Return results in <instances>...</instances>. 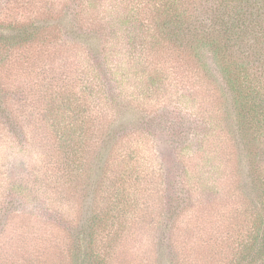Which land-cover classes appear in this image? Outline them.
<instances>
[{
	"label": "rangeland",
	"instance_id": "374dc122",
	"mask_svg": "<svg viewBox=\"0 0 264 264\" xmlns=\"http://www.w3.org/2000/svg\"><path fill=\"white\" fill-rule=\"evenodd\" d=\"M51 1L0 0V18ZM110 2L97 0L73 32L47 27V40L0 67V264H73L92 216L107 264H232L259 209L227 92L188 54L167 55L157 84L142 71L128 80V30L88 29L97 14L117 21ZM70 95L86 101L78 156L61 143L76 126L53 123Z\"/></svg>",
	"mask_w": 264,
	"mask_h": 264
},
{
	"label": "trees",
	"instance_id": "16d2710c",
	"mask_svg": "<svg viewBox=\"0 0 264 264\" xmlns=\"http://www.w3.org/2000/svg\"><path fill=\"white\" fill-rule=\"evenodd\" d=\"M23 1L25 5L19 2V6H28ZM95 3L97 0H65L60 5L54 0L42 4L43 10L35 15L0 18V67L9 61L11 51L47 40V27L56 33L63 28L71 32L82 28L85 15L97 11ZM104 9L117 21L104 22L97 14L88 29L102 38L113 33L107 25L115 26L116 31L128 30L131 50L122 70L128 80L132 71L133 78L149 72L150 83L157 84L166 75L167 55L176 54L179 59L188 54L199 72L226 90L233 118L231 131L249 164L259 209L253 232L232 264H264V0H111ZM64 98L62 105L52 107L57 113L53 123L58 129L76 126L65 131L61 143L68 153L83 154L86 144L76 135L87 120L86 101L71 95ZM82 161L78 158L74 163ZM122 194L123 190L117 192ZM99 236L97 217L92 216L77 232L71 249L73 264H107Z\"/></svg>",
	"mask_w": 264,
	"mask_h": 264
}]
</instances>
